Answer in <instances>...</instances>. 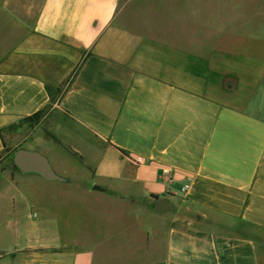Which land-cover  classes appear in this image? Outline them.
Here are the masks:
<instances>
[{"label": "crops", "instance_id": "obj_1", "mask_svg": "<svg viewBox=\"0 0 264 264\" xmlns=\"http://www.w3.org/2000/svg\"><path fill=\"white\" fill-rule=\"evenodd\" d=\"M133 1L0 0V159L60 144L85 157L93 191L139 196L131 200L139 205H115L130 209L123 216L139 231L134 264H261L264 61L254 60L231 103L152 72L142 52L157 40L179 58L191 51L206 88H221L212 57L151 29L146 16L130 13ZM19 171L10 182L40 175ZM160 198L174 208L155 211ZM10 225L0 264H94L93 248L70 244L51 223L34 222L24 236Z\"/></svg>", "mask_w": 264, "mask_h": 264}, {"label": "rangeland", "instance_id": "obj_2", "mask_svg": "<svg viewBox=\"0 0 264 264\" xmlns=\"http://www.w3.org/2000/svg\"><path fill=\"white\" fill-rule=\"evenodd\" d=\"M130 10L131 14L146 16L151 29L163 30L183 47L195 45L197 50L192 53L198 57H212L216 72L214 83L222 89L206 88V75L198 73L205 71L204 64L190 61L191 51L183 50L185 53H180L179 58L177 52L164 51L157 40L142 52L144 67L172 79L184 80L192 87L202 89V86L206 93L225 103L232 102V92L241 78L257 67L255 61H264V0H134ZM229 67L238 73L226 72ZM190 69L195 71L192 73ZM191 77L205 85L191 81ZM41 117L42 114L35 115L28 121L36 123ZM63 147L66 151L59 144L54 151L43 149L40 152L48 157L60 176H79L74 184L48 180L37 174L12 183L9 179L12 172L13 177L20 172L14 162L16 150H10L0 159V174L7 168L3 176L0 175V253L9 247L4 234L10 230V223L16 222L24 236L29 231L26 226L41 221L51 223L57 231H65L66 240H70V244L78 241L79 249L93 248L94 264H134L131 258L135 251L131 244L139 231L123 216L124 209H130L115 205H139V201L131 202L139 200V196L123 200L93 191L96 184H92L95 180L91 178L85 157L70 151V147ZM99 182L110 187L106 180L99 179ZM80 187L89 188L92 193ZM138 258L142 264L141 257ZM261 264H264V252Z\"/></svg>", "mask_w": 264, "mask_h": 264}, {"label": "water", "instance_id": "obj_3", "mask_svg": "<svg viewBox=\"0 0 264 264\" xmlns=\"http://www.w3.org/2000/svg\"><path fill=\"white\" fill-rule=\"evenodd\" d=\"M15 165L25 173H38L46 179L63 180L53 168L48 157L38 150H29L26 148H19L14 155ZM99 187V186H98ZM174 206L167 198L157 199L154 209L157 212H163L173 209Z\"/></svg>", "mask_w": 264, "mask_h": 264}, {"label": "trees", "instance_id": "obj_4", "mask_svg": "<svg viewBox=\"0 0 264 264\" xmlns=\"http://www.w3.org/2000/svg\"><path fill=\"white\" fill-rule=\"evenodd\" d=\"M7 150H8V148H7ZM70 151H72V152H74V153H76V154H78V155H80V156L82 157V155H81V154H79V152H77V151L73 150L72 148L70 149Z\"/></svg>", "mask_w": 264, "mask_h": 264}]
</instances>
